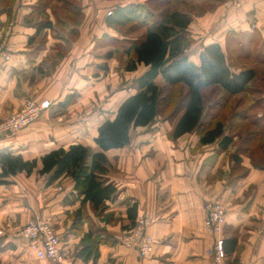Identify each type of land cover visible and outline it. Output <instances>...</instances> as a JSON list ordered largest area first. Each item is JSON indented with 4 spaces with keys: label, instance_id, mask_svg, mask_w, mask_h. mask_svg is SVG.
Segmentation results:
<instances>
[{
    "label": "crops",
    "instance_id": "1",
    "mask_svg": "<svg viewBox=\"0 0 264 264\" xmlns=\"http://www.w3.org/2000/svg\"><path fill=\"white\" fill-rule=\"evenodd\" d=\"M144 2L0 0V40L11 26L10 59L0 58V120L27 99L50 101L37 120L0 138V152L31 160L72 144L100 151L94 143L98 125L113 118L122 100L135 92L126 85L119 90L120 82L140 66L136 78L146 69L141 64L124 70L114 54L106 55L104 44L125 38L120 28L140 17L135 5ZM197 2L211 9L201 16L189 12L187 60L198 64L201 50L211 43L226 52L234 48L232 39L264 37V0ZM46 21L50 26L37 32ZM67 98L70 103L62 106ZM157 118L131 129L123 147L104 151V178L116 193L105 201L101 216L81 203L70 177L49 182L47 174L37 172L40 164L32 173H17L0 184V264H91L92 256L83 257L95 239V233L84 238L89 230L108 238L98 243L96 264H213L208 250L216 237L204 224L207 201L224 208L220 237L236 238L225 264H264V165L240 155L239 168L217 142L200 144L194 131L173 139V123ZM134 204L135 220L143 219L154 239L151 254L143 258L122 242L130 225L127 210ZM77 209L84 218L80 232L71 229ZM38 218L49 221L62 239L65 256L59 263L37 260L19 237L21 226Z\"/></svg>",
    "mask_w": 264,
    "mask_h": 264
},
{
    "label": "trees",
    "instance_id": "2",
    "mask_svg": "<svg viewBox=\"0 0 264 264\" xmlns=\"http://www.w3.org/2000/svg\"><path fill=\"white\" fill-rule=\"evenodd\" d=\"M170 5L167 0H145L143 5H135L142 11L141 17L128 20L132 21V25L125 29V38L119 41L122 42L123 56L128 57L124 70L134 71L141 64L146 69L135 80V92L122 100L114 117L98 125L94 143L100 151L92 152L88 146L72 144L67 148L50 150L38 159L25 160L20 154L3 150L0 152V184L7 183V178L17 173L30 174L40 164L37 172L47 174L49 182L62 175L70 177L74 189L82 196L81 203H88L95 215L101 216L105 201L113 199L116 193V187L104 178L107 171L104 151L123 147L129 142L131 129L148 126L158 116L163 99L162 87L156 82L158 76L172 88L183 89L179 93V114L172 124L173 139L194 131L200 144L217 142L221 150L230 153L237 166L241 161L240 150L249 153L253 165H264V127L259 126L258 120L249 119L248 113L236 111L244 96L252 104L249 110L258 100H264V96L251 99L259 91L250 86L257 77L256 67L247 66L243 61L248 58V49L238 41L237 48L224 52L219 44L211 43L201 50L198 64L187 60L185 51L191 42L187 27L191 16L188 11H180ZM46 26L49 27L50 22L40 25L37 32ZM135 26L137 29H133ZM135 31L141 32L136 37H128ZM116 40L113 41L115 45ZM260 43L264 46V37ZM208 90L222 94L205 107ZM232 99H236L234 104ZM69 103L70 98H67L61 104L66 106ZM227 118L232 124L229 132L224 124ZM235 139L244 145L236 146ZM127 217L129 228L135 223V204L127 210ZM83 219L81 210L77 209L72 217L71 229L80 232ZM94 233L95 239L83 250L85 259L92 256L91 264H96L98 243L108 239L102 238L100 231L92 230L85 233L84 238ZM235 244V237L223 240L225 253L232 252Z\"/></svg>",
    "mask_w": 264,
    "mask_h": 264
},
{
    "label": "built area",
    "instance_id": "3",
    "mask_svg": "<svg viewBox=\"0 0 264 264\" xmlns=\"http://www.w3.org/2000/svg\"><path fill=\"white\" fill-rule=\"evenodd\" d=\"M111 11L107 12L110 15ZM11 34V26H7L0 40V58L8 61L10 54L7 49V39ZM49 100L35 101L27 99L22 107L0 120V138L19 131L20 129L37 120L41 112L48 108ZM206 230L216 238L208 253L212 257L213 264H225L226 253L222 246L223 239L220 237L225 225V211L217 201H207L204 204ZM143 219L135 220V223L126 229L122 242L134 247L140 257H147L151 254L154 246V239L145 230ZM1 234V231H0ZM19 237L26 243L37 260H44L50 263H59L64 259V249L61 244V237L53 225L45 219H33L27 221L18 231Z\"/></svg>",
    "mask_w": 264,
    "mask_h": 264
},
{
    "label": "rangeland",
    "instance_id": "4",
    "mask_svg": "<svg viewBox=\"0 0 264 264\" xmlns=\"http://www.w3.org/2000/svg\"><path fill=\"white\" fill-rule=\"evenodd\" d=\"M167 1L171 2L170 6L172 8L178 9L180 11H188V12H191L193 15L201 16V15L205 14L208 10L211 9V8H209V4H208V6L204 5V2H200V4H199V2H197V0H167ZM130 25H132V21L128 22L126 25H124L123 28H120L119 32L121 34H123L125 29L127 27H129ZM133 29H137V26H135V28H133ZM140 32L141 31H137V32L135 31V32H132L130 35L132 37H136L137 35L140 34ZM117 37L119 38L121 36H117ZM117 37L111 38V40L109 42L104 44L105 45L104 49L105 50L109 49V55H108V53H106V55L109 57L113 56V54H114V58L119 60V61L122 59H125L124 61H120L121 68L124 69V65H125V62L127 61L128 57L126 55H125V57H123V53L121 50L122 42L119 41V39L116 40L117 45H115L113 43V41ZM238 39L241 41V43H243V48L248 49L246 51V53L247 52L249 53L248 58L246 60H243V61H246L247 66L256 67L257 77L254 80V82H252V84L250 86L254 87V89L259 91L258 93H254L253 97L251 99L252 100L258 99L259 97L264 96V46H262L260 43L261 39H259L257 37H253L252 39L248 38V37H238L237 39H232V41L230 42V46L237 48L236 44H237ZM189 45L186 48V50L189 48ZM140 67L142 68V66H140ZM141 68L138 69L137 71L133 72V73L128 74L127 77H129L131 75H132V77L127 78L122 83L120 82V84L118 86L119 90H121L122 86H124V85H126L128 88H132V90H133L135 80H136V76L138 75V73H140L142 71ZM156 82L162 87V95H163V99H162V102L160 104L159 114L157 116L158 117L157 120L165 119V120H168V122L170 124H172L173 121L177 118V116L179 114V110H177L179 100H180L179 93L181 91H183V89L182 88L180 89V87L172 88L171 86H169L168 84H166L164 82V80L161 76L157 77ZM250 90H251V88H250ZM218 94H219L218 92H216L214 94V92L208 90L209 96L204 101L205 107L209 106L210 102H213L214 99H218V97H220V95L222 93L219 95ZM246 98H247V96L243 97V101L241 102L240 106H238L236 108V111L241 112V113H244V112L248 113L249 119L258 120L259 126L264 127V100H258L257 104L254 103L255 104L254 108L249 110L248 107L252 104H249V100H247ZM235 101H236V99H232V104H234ZM224 124L227 128V132H229L228 128L232 125L230 118H227L226 120H224ZM234 144L236 146L244 145V144L240 143V141L237 139L234 140ZM239 153H240V155H244V156L250 158L249 153H244L243 150H240Z\"/></svg>",
    "mask_w": 264,
    "mask_h": 264
}]
</instances>
